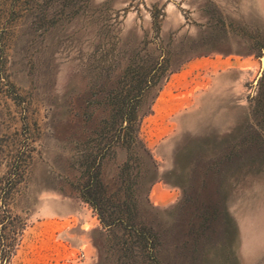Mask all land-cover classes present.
<instances>
[{
    "label": "rangeland",
    "instance_id": "1",
    "mask_svg": "<svg viewBox=\"0 0 264 264\" xmlns=\"http://www.w3.org/2000/svg\"><path fill=\"white\" fill-rule=\"evenodd\" d=\"M68 6L0 0V264L101 263L105 230L97 212L63 192L71 194L66 158L82 148L58 137L54 125L67 112L66 96L91 90L116 60L145 44L150 51L218 36L169 74L140 122L138 137L161 175L176 169L187 146H202L211 157L251 130L264 138V115L251 116L264 50L249 55L252 44L242 38L264 32V0H74ZM220 19L227 35L216 30ZM259 152L223 173L231 219L203 253L206 264H264V148ZM157 183L166 190L152 187L150 201L171 210L180 189Z\"/></svg>",
    "mask_w": 264,
    "mask_h": 264
},
{
    "label": "trees",
    "instance_id": "2",
    "mask_svg": "<svg viewBox=\"0 0 264 264\" xmlns=\"http://www.w3.org/2000/svg\"><path fill=\"white\" fill-rule=\"evenodd\" d=\"M72 1L62 0L63 11ZM216 26L221 35L229 33L224 19ZM154 30L158 35L157 15ZM209 37L218 38L202 35L150 51L145 44L116 60L111 73L91 90L65 97L67 112L55 122L54 130L57 136L61 133V139L75 141L77 149H82L66 158L71 171L64 175L71 194L63 192L97 212L105 230L100 234V264H206L203 253L213 244L210 241L226 232V221L231 218L223 173L242 158L257 157L264 138L251 130L211 157L202 146H187L177 155L176 169L161 175L150 150L138 137L140 122L150 115L164 81L205 53ZM242 38L252 44L249 55L259 56L264 50L263 31L242 33ZM158 50L162 56L156 55ZM255 102L251 116L258 119L264 115V76ZM157 182L180 189L181 200L171 210L150 201Z\"/></svg>",
    "mask_w": 264,
    "mask_h": 264
},
{
    "label": "crops",
    "instance_id": "3",
    "mask_svg": "<svg viewBox=\"0 0 264 264\" xmlns=\"http://www.w3.org/2000/svg\"><path fill=\"white\" fill-rule=\"evenodd\" d=\"M157 185H162V188L161 189H163V190H166V189H164V186H163V184H161V183H156L153 187H155V186H157ZM168 203V202H167ZM165 205H168V204H160V205H158V207H163V206H165Z\"/></svg>",
    "mask_w": 264,
    "mask_h": 264
},
{
    "label": "water",
    "instance_id": "4",
    "mask_svg": "<svg viewBox=\"0 0 264 264\" xmlns=\"http://www.w3.org/2000/svg\"><path fill=\"white\" fill-rule=\"evenodd\" d=\"M263 56H264V52H263ZM262 62H264V59H262Z\"/></svg>",
    "mask_w": 264,
    "mask_h": 264
}]
</instances>
